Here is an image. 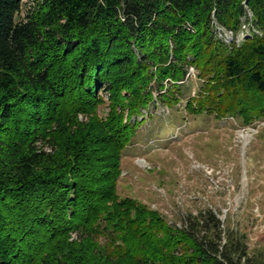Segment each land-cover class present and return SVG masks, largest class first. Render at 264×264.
<instances>
[{"label":"trees","instance_id":"1","mask_svg":"<svg viewBox=\"0 0 264 264\" xmlns=\"http://www.w3.org/2000/svg\"><path fill=\"white\" fill-rule=\"evenodd\" d=\"M181 103L264 119V0H0V264H264L211 209L118 195L150 107Z\"/></svg>","mask_w":264,"mask_h":264},{"label":"rangeland","instance_id":"2","mask_svg":"<svg viewBox=\"0 0 264 264\" xmlns=\"http://www.w3.org/2000/svg\"><path fill=\"white\" fill-rule=\"evenodd\" d=\"M31 3L24 0V7ZM182 107H150L152 117L140 124L121 159L118 195L176 225L186 214L211 209L224 229L246 236L250 254L263 253L264 119L241 125L231 116L207 117L194 127Z\"/></svg>","mask_w":264,"mask_h":264},{"label":"built area","instance_id":"3","mask_svg":"<svg viewBox=\"0 0 264 264\" xmlns=\"http://www.w3.org/2000/svg\"><path fill=\"white\" fill-rule=\"evenodd\" d=\"M218 37L223 39L225 42H229L232 40V35L229 32H224L223 30L217 31ZM243 35L239 36L238 39H242ZM192 68H189L186 74V77L193 76L192 72L190 71Z\"/></svg>","mask_w":264,"mask_h":264}]
</instances>
